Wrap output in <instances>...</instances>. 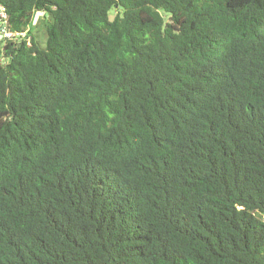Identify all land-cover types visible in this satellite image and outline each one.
<instances>
[{
  "label": "trees",
  "instance_id": "1",
  "mask_svg": "<svg viewBox=\"0 0 264 264\" xmlns=\"http://www.w3.org/2000/svg\"><path fill=\"white\" fill-rule=\"evenodd\" d=\"M0 4V264H264V0Z\"/></svg>",
  "mask_w": 264,
  "mask_h": 264
},
{
  "label": "built area",
  "instance_id": "2",
  "mask_svg": "<svg viewBox=\"0 0 264 264\" xmlns=\"http://www.w3.org/2000/svg\"><path fill=\"white\" fill-rule=\"evenodd\" d=\"M8 13L6 7L0 4V39L7 38L9 40L16 39L19 35L25 36L26 34L12 33L7 30Z\"/></svg>",
  "mask_w": 264,
  "mask_h": 264
},
{
  "label": "rangeland",
  "instance_id": "3",
  "mask_svg": "<svg viewBox=\"0 0 264 264\" xmlns=\"http://www.w3.org/2000/svg\"><path fill=\"white\" fill-rule=\"evenodd\" d=\"M114 14L112 13L111 17L113 18ZM45 20H43L41 17L39 18L37 22V26L33 27V32L39 37V41L42 44H45L46 41V28H45Z\"/></svg>",
  "mask_w": 264,
  "mask_h": 264
},
{
  "label": "water",
  "instance_id": "4",
  "mask_svg": "<svg viewBox=\"0 0 264 264\" xmlns=\"http://www.w3.org/2000/svg\"><path fill=\"white\" fill-rule=\"evenodd\" d=\"M45 14H46L45 12H37L36 15H35L34 24H37L39 18L41 16H45Z\"/></svg>",
  "mask_w": 264,
  "mask_h": 264
}]
</instances>
